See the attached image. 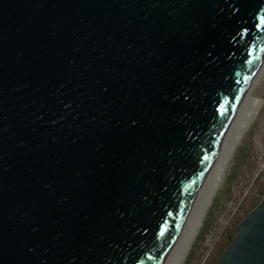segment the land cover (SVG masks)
<instances>
[{
    "label": "water",
    "instance_id": "95a60500",
    "mask_svg": "<svg viewBox=\"0 0 264 264\" xmlns=\"http://www.w3.org/2000/svg\"><path fill=\"white\" fill-rule=\"evenodd\" d=\"M263 71L264 0H0V264H171Z\"/></svg>",
    "mask_w": 264,
    "mask_h": 264
},
{
    "label": "rangeland",
    "instance_id": "374dc122",
    "mask_svg": "<svg viewBox=\"0 0 264 264\" xmlns=\"http://www.w3.org/2000/svg\"><path fill=\"white\" fill-rule=\"evenodd\" d=\"M258 81L253 96L259 110L225 171L198 235L177 264H222L226 249L238 237L237 229L264 198V71Z\"/></svg>",
    "mask_w": 264,
    "mask_h": 264
},
{
    "label": "bare ground",
    "instance_id": "6f19581e",
    "mask_svg": "<svg viewBox=\"0 0 264 264\" xmlns=\"http://www.w3.org/2000/svg\"><path fill=\"white\" fill-rule=\"evenodd\" d=\"M259 82V81H258ZM259 110V103L256 101V98L253 96L252 98V108H251V118H250V123L254 120L257 111ZM225 174V173H224ZM223 174V176H224ZM222 178L220 179L218 185L216 186L215 190L213 191L211 197L209 198L208 202L206 203L205 207L203 208L201 214L199 215L198 219L196 220L194 226L192 227L191 231L189 232L187 238L185 239L184 243L182 244L181 248L179 249L177 256H175L174 264L182 262L184 255L186 251L191 247L193 239L198 235L204 219L206 217V213L210 208V205L212 204V201L215 198L216 193L220 189Z\"/></svg>",
    "mask_w": 264,
    "mask_h": 264
}]
</instances>
